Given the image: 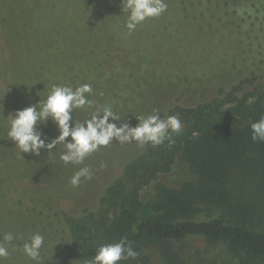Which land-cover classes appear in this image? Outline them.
<instances>
[{"label": "trees", "instance_id": "1", "mask_svg": "<svg viewBox=\"0 0 264 264\" xmlns=\"http://www.w3.org/2000/svg\"><path fill=\"white\" fill-rule=\"evenodd\" d=\"M163 2L167 7L160 16L147 18L136 27V33H129L125 26L128 13L122 11V0H0V242L7 233L17 237L7 245L9 256L0 258L3 264H89L101 245L117 243L122 238L138 255L118 264H151L149 251L162 264H188L184 253L193 237H201L208 244L223 243L249 259L264 258V217L256 216L248 201H233L228 186L232 171L246 158L251 159L264 181V141H254L251 130V124L264 117V83L246 88V80H241L228 90L219 87L217 95L208 101L177 104L166 113H157L162 119L170 115L180 118L184 122L182 131L172 134L171 142L145 144L142 151L126 161L120 174L104 188L94 210L84 209L78 216L68 214L38 184L26 188L12 181L14 173L21 174L22 168L25 171L24 164L13 159L17 146L7 136L12 114L21 109L19 46L26 44L27 33L23 26L17 29L13 24L18 9L25 10L33 22L60 39L72 36L82 41L86 33L93 38L104 36L102 46L95 41L94 46L101 49L96 54L106 60L113 55L121 57L123 44L129 40L135 43L142 27L148 31L146 21L150 19L167 24L171 13L173 24L178 25L173 31L181 30L183 25V33L177 37L186 36L192 24L188 17L196 12L206 14L203 22L211 28L195 32L194 37L211 35L220 42L210 48L216 55L215 66L246 65L256 55L257 41L264 37V0H226L232 14L222 12L220 17L209 13L211 3L190 6L189 0ZM201 20L200 16L198 21ZM159 27L164 32L168 28L155 23L153 29ZM260 43L263 48L258 49L264 51V38ZM193 49L198 50L196 46ZM208 51L205 55L210 57ZM177 158L187 163L195 179L168 186L159 178L171 170ZM149 186L152 193L144 199L143 192ZM203 205L220 208L222 217L196 219ZM247 223L259 225L260 229L248 227ZM34 233L44 237L39 262L22 251Z\"/></svg>", "mask_w": 264, "mask_h": 264}, {"label": "rangeland", "instance_id": "2", "mask_svg": "<svg viewBox=\"0 0 264 264\" xmlns=\"http://www.w3.org/2000/svg\"><path fill=\"white\" fill-rule=\"evenodd\" d=\"M189 1L190 6L211 3L209 13H212V16L220 17L222 12L232 14L226 7V0ZM214 1L220 5L213 4ZM214 6L216 7L212 8ZM261 10H264V6ZM196 13L188 17L192 24L182 20L190 25L186 30L188 35L186 33V36L180 39L177 35L183 33L185 26L180 25L181 30L173 31L178 25L173 24L171 13L167 24L162 20L146 21V25L156 32L144 30L143 27L137 29L140 32L137 31L134 47L129 40L123 44L125 51L121 57L113 55L110 60H106L96 54L101 49L97 50L94 46V41L97 46H102L104 36L93 38L86 33L82 41L72 36L67 39L62 36L60 39L33 22L25 10L18 9L13 17V24L17 29L23 26L27 33L26 44L24 47L22 44L19 46L22 51L21 109L46 98L53 85L75 89L82 84H90L93 91L87 96L92 104L74 109L72 115L75 121L82 122L90 118L97 109L111 106L121 116V119L116 121L117 126L123 122L136 126V117L166 113L177 104L195 105L208 101L217 95L219 87L228 90L231 85L241 80H246L243 83L246 88L264 83V51L258 49L263 45L260 42L264 37L259 34L261 38L257 41L255 61H251L253 57L251 60L246 59L249 61L246 65L215 66L216 55L212 54L210 48L219 46L220 42L218 44L214 41L211 35L200 36L198 39L194 37L195 32L203 33L211 28V25L207 26V22H203L207 18L206 14L197 13L202 17L199 22L200 16ZM150 22H153V25H150ZM155 23L166 25L168 28L165 32L160 27L153 29ZM20 38L21 36L19 42ZM89 44L91 48H88ZM195 46L198 50L193 49ZM200 46L204 50H200ZM207 49L210 57L205 55ZM144 55L146 57H143ZM199 61L202 65L197 64ZM38 127L46 142L59 135L51 120ZM143 147L136 141L121 144L114 138L109 145L101 146L97 151L90 153L81 165L65 164L60 159L64 151L63 144H57L50 152L41 149L39 155L21 153L16 147L13 159L16 158L24 164L25 171L22 168V175L20 172L14 173L12 181L17 185L24 184L26 188L38 184L41 190L52 195L59 208L78 216L84 209L94 210L97 207L104 188L120 174L125 162L142 151ZM84 166L93 173L92 178H82L80 185L73 187L70 178ZM159 179L174 187L183 180L195 179V175L184 160L177 158L171 170L161 174ZM228 186L233 201H248L254 209V214L264 217V181L259 177L250 158H246L240 167L232 171ZM151 193L152 187L149 186L144 190L143 198L150 197ZM210 217H222L221 209L203 205L195 215L196 219ZM247 226L260 229L259 225L251 223H247ZM149 253L151 264H162L156 254L150 251ZM184 259L188 264H264V258L249 259L233 252L223 243L208 244L201 237L189 239ZM71 264L78 263L73 261Z\"/></svg>", "mask_w": 264, "mask_h": 264}, {"label": "clouds", "instance_id": "3", "mask_svg": "<svg viewBox=\"0 0 264 264\" xmlns=\"http://www.w3.org/2000/svg\"><path fill=\"white\" fill-rule=\"evenodd\" d=\"M167 5L163 0H122V11L128 13L125 26L129 33L147 18L158 17ZM90 84H82L73 89L70 86L53 85L49 94L37 103L17 110L12 114L8 138L15 142L21 153L39 155L41 149L50 152L57 144H63L64 151L60 159L74 165L83 164L85 158L101 146H107L115 138L121 144L136 141L141 147L145 144L161 145L165 140L171 142L172 134L179 133L184 122L177 116L170 115L162 119L159 114L147 117H136L138 124L131 126L123 122L117 126L121 116L111 106H105L93 112L90 118L77 122L73 119V110L91 106L87 94L92 92ZM111 118V119H110ZM51 120L59 131V135L46 142L38 125H46ZM252 139L264 141V117L251 124ZM71 138L70 140L66 138ZM93 173L87 166L79 168L70 178L73 187L79 186L83 179H91ZM7 233L0 242V258H7V245L16 239ZM44 246V237L34 233L23 244V253L33 261H40V251ZM138 255L130 243L122 238L117 243L101 245L89 264H118L121 260L135 258ZM0 264L3 261L0 260Z\"/></svg>", "mask_w": 264, "mask_h": 264}]
</instances>
